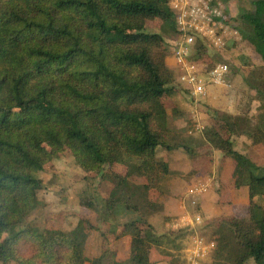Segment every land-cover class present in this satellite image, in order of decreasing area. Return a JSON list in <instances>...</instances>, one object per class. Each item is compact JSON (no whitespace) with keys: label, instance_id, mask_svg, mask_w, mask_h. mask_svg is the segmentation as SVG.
<instances>
[{"label":"trees","instance_id":"16d2710c","mask_svg":"<svg viewBox=\"0 0 264 264\" xmlns=\"http://www.w3.org/2000/svg\"><path fill=\"white\" fill-rule=\"evenodd\" d=\"M149 20L176 33L169 0H0V262H156L154 247L165 237L155 233L149 217L165 209L167 198L158 203L151 193L171 172L158 149L173 147L165 100L176 89L169 85L166 37L150 32ZM239 20L243 39L264 59V0H254ZM207 52L199 45L194 58L210 69L216 61ZM255 74L246 76L251 88L264 85ZM239 121L236 126L245 127L248 119ZM241 135L264 145V122ZM236 136L206 132L205 141L233 160L234 187H247L250 196L248 216L221 219L212 240L218 256L233 264H264V165L235 149ZM67 148L89 173L106 165L127 167L125 174L113 172L114 187L97 210L111 220L133 215L123 223L131 235L127 262L107 239L102 254L90 260L87 236L26 227L43 205L38 173ZM83 204L93 207L91 200ZM24 240L31 244L29 254L22 250Z\"/></svg>","mask_w":264,"mask_h":264},{"label":"rangeland","instance_id":"374dc122","mask_svg":"<svg viewBox=\"0 0 264 264\" xmlns=\"http://www.w3.org/2000/svg\"><path fill=\"white\" fill-rule=\"evenodd\" d=\"M221 1L225 5V17L239 28L241 27L240 14L253 9L254 0ZM147 27L150 32L163 33L166 37L164 46L169 85L176 89L175 94L165 100L169 113L167 141L173 147L169 149L161 146L158 149L159 157L165 159L168 156L169 163H174L175 169L170 165L171 172L163 177L159 190L152 191L151 198L159 201L158 203L163 198L171 196L178 199L186 188L188 189L193 182L199 180L198 177H202L201 180L206 182L215 175L211 191L205 196L207 210L205 208L203 210L206 225L204 224L202 231L205 229L206 236H211L221 219L247 217L248 209H242L239 213L227 211L226 216H223L224 214L219 217L214 216L213 207L211 208L210 205L214 206L215 210L231 207L229 195L233 186L229 183V164L223 152L205 141L206 132L215 129L225 137L230 134L241 135V133L250 132L253 124L259 121L264 122V91L261 92L264 90L263 82H256L257 88H251L246 80L249 71L256 73L255 78L261 76L264 80V59L249 41L243 39L238 29L239 38L227 42V46L222 51H208L216 62L227 63L232 71L230 88H219L207 83V90H212V96L224 95L226 104L215 106L208 102L207 97L201 102H196L191 92L178 84L179 69L172 55L170 39L174 35L171 34V29L165 27L161 20H149ZM233 106L236 112L231 109ZM240 119H248L245 127L236 126ZM199 124L204 126L202 132L197 129ZM262 162L264 163V160ZM127 170L126 166L116 164L106 165L100 172L89 173L79 165L72 151L67 148L48 164L44 171L38 173L44 181V187L39 193L43 205L28 218L26 227L58 229L73 232L77 237L87 236L85 253L90 260L102 254L106 248L105 239H107L111 243V249L117 252L118 259L125 262L130 255L131 235L124 233L123 223L133 215L113 216L114 219L111 220L98 214L97 210L102 208L103 199L109 196L114 187V181L111 179L113 172L125 174ZM136 178L137 183L144 182L143 178ZM217 193L221 194L219 203L222 208L216 202ZM86 200H91L93 207L85 206L83 201ZM201 208L203 209L202 205ZM164 210L149 217V221L154 223L155 233L165 237L159 246L154 247L153 257L156 261L154 264H189L188 258L185 257V249L191 242L190 235L187 230L175 226V222L182 213L166 214L164 218H159L158 215L161 216ZM86 221L93 224L92 228H89ZM21 245L22 250L28 254L32 250L30 242L26 240ZM214 250L215 247L199 260V264H233L225 254L220 257L217 254L218 251ZM9 262L17 264L13 260L1 263ZM249 264L253 262L250 261Z\"/></svg>","mask_w":264,"mask_h":264},{"label":"built area","instance_id":"2783aa9c","mask_svg":"<svg viewBox=\"0 0 264 264\" xmlns=\"http://www.w3.org/2000/svg\"><path fill=\"white\" fill-rule=\"evenodd\" d=\"M175 13L176 33L172 43V55L179 69L178 84L191 92L196 102L203 101L207 95V83L230 88L232 71L223 62H216L210 69L207 63L195 60L199 45L207 51H222L231 39L240 34L225 17V5L221 0H169ZM208 53V52H207ZM201 132L204 127L198 125ZM212 179L197 180L186 190L182 215L175 226L187 230L191 242L185 249L189 264H199V260L215 247V241L207 240L200 230L205 224V216L200 208V198L210 190Z\"/></svg>","mask_w":264,"mask_h":264},{"label":"crops","instance_id":"0c3cea01","mask_svg":"<svg viewBox=\"0 0 264 264\" xmlns=\"http://www.w3.org/2000/svg\"><path fill=\"white\" fill-rule=\"evenodd\" d=\"M169 37H171V36H169ZM173 41H174V37L172 36V38L170 39L171 45H172ZM173 64L174 63H173V59H172V67L174 69ZM219 88H224V87H219ZM212 94H213L212 90L209 89L208 96H207L208 102L212 103L215 106H220V105H225L226 104V100H225V96L224 95L215 94V95L212 96ZM234 108H235L234 106L231 107V109H233V111L236 112L234 110ZM234 147H235L236 150H238V151H240L242 153L248 154L249 157H251L252 160H254L256 163L264 165V163L262 162L264 160V145H262V144L253 145L252 144V139L248 135L236 136L234 138ZM261 147L263 149H261ZM224 157L226 158V161L229 164V169H228L229 183H231L232 186H233L232 187L233 189L231 190V193L229 195V197H230L229 199H230V202L232 204H231V207H228V208L224 207L222 210L220 209L222 212L220 210H215V207L210 205L211 208L213 207V209H212L213 210V214L216 217L222 216L223 214H224L223 216H226L228 214L227 211H230V212L236 211V212L239 213V211H241L242 209L247 210L248 207H249V204H250V196H249L248 188L247 187H241V188L237 189L233 185V176H232V173H233V170H234V162H233V160L230 157H228V156L224 155ZM166 158L169 160L168 156ZM170 165H171V167L173 169H175L174 163H170ZM215 178H216L215 175L211 176L212 183H211V187H210L209 192L211 191V188L213 186ZM197 179L200 180V179H202V177H198ZM186 189H185V191H183V194L178 199L173 198L171 196V197L167 198L164 201L165 202V210H164V212H162L161 216L158 215L159 218H164L166 216V214H171L172 215L173 213H177V214L183 213L184 197L186 195ZM207 194H205L204 196H202L200 198V208H201V205H202L203 209L201 208V211L203 213H204L203 210L206 209V205H207V201H206V198H205V196ZM217 194H218V198H216V202L219 203L220 199H221V194L220 193H217ZM174 202H175V204L172 205ZM236 205H238V206H236ZM219 206H220V208H222L220 203H219ZM239 208H241V209L239 210ZM217 211H219V212H217ZM152 221H153V219H152ZM205 225L202 226L200 232L207 240H212V233H211V236H206L205 229H204V231H202V229L205 227ZM130 244H131V239H130ZM128 259H129V257H128ZM127 260L125 262H127ZM0 264H3V263L0 262ZM8 264H14V263H10L9 262Z\"/></svg>","mask_w":264,"mask_h":264}]
</instances>
